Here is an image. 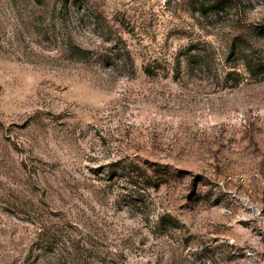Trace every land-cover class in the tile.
Wrapping results in <instances>:
<instances>
[{
  "label": "rangeland",
  "instance_id": "374dc122",
  "mask_svg": "<svg viewBox=\"0 0 264 264\" xmlns=\"http://www.w3.org/2000/svg\"><path fill=\"white\" fill-rule=\"evenodd\" d=\"M0 264H264V0H0Z\"/></svg>",
  "mask_w": 264,
  "mask_h": 264
},
{
  "label": "trees",
  "instance_id": "16d2710c",
  "mask_svg": "<svg viewBox=\"0 0 264 264\" xmlns=\"http://www.w3.org/2000/svg\"><path fill=\"white\" fill-rule=\"evenodd\" d=\"M224 2V1H223ZM225 3V2H224ZM223 4V3H222ZM135 172V171H134Z\"/></svg>",
  "mask_w": 264,
  "mask_h": 264
}]
</instances>
